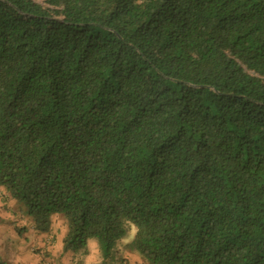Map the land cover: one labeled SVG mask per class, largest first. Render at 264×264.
<instances>
[{
    "label": "trees",
    "instance_id": "16d2710c",
    "mask_svg": "<svg viewBox=\"0 0 264 264\" xmlns=\"http://www.w3.org/2000/svg\"><path fill=\"white\" fill-rule=\"evenodd\" d=\"M0 188L71 264H264V0H0Z\"/></svg>",
    "mask_w": 264,
    "mask_h": 264
},
{
    "label": "rangeland",
    "instance_id": "374dc122",
    "mask_svg": "<svg viewBox=\"0 0 264 264\" xmlns=\"http://www.w3.org/2000/svg\"><path fill=\"white\" fill-rule=\"evenodd\" d=\"M21 209L24 207L21 206ZM18 229H21V232H18ZM63 230V222L57 220L51 234L35 232L29 220L20 211L19 205L3 188H0V256L4 261L11 264H57L56 260H59L60 264H63L60 259ZM134 235V226L127 224L123 237L116 243V248L111 255V264H118L120 257L127 258L130 264H145L139 253H131L125 247L133 241ZM90 245L92 248L86 260L97 263L100 260L97 243L91 241ZM48 247L50 248L47 249ZM69 254L72 258V253L69 252ZM64 255L65 253L62 256ZM67 263L70 264V262Z\"/></svg>",
    "mask_w": 264,
    "mask_h": 264
},
{
    "label": "crops",
    "instance_id": "0c3cea01",
    "mask_svg": "<svg viewBox=\"0 0 264 264\" xmlns=\"http://www.w3.org/2000/svg\"><path fill=\"white\" fill-rule=\"evenodd\" d=\"M89 247L92 248V246L90 244H89ZM49 248L50 247H48L47 249H49ZM60 248H61L60 249V257H61L60 259H61L62 263L63 264H68L67 262H70V264H71V256H70L69 252L68 253H65L64 256H66V257L64 258V256H62L64 253L62 252V245L61 244H60ZM56 262H58L57 264H60V261L59 260H56Z\"/></svg>",
    "mask_w": 264,
    "mask_h": 264
},
{
    "label": "water",
    "instance_id": "95a60500",
    "mask_svg": "<svg viewBox=\"0 0 264 264\" xmlns=\"http://www.w3.org/2000/svg\"><path fill=\"white\" fill-rule=\"evenodd\" d=\"M196 87H203V86H196ZM211 88V87H210ZM211 89H213V88H211Z\"/></svg>",
    "mask_w": 264,
    "mask_h": 264
},
{
    "label": "built area",
    "instance_id": "2783aa9c",
    "mask_svg": "<svg viewBox=\"0 0 264 264\" xmlns=\"http://www.w3.org/2000/svg\"><path fill=\"white\" fill-rule=\"evenodd\" d=\"M43 264H49V263H43Z\"/></svg>",
    "mask_w": 264,
    "mask_h": 264
}]
</instances>
